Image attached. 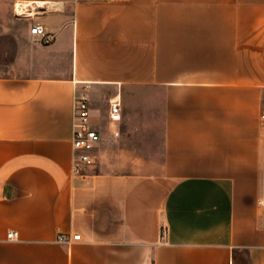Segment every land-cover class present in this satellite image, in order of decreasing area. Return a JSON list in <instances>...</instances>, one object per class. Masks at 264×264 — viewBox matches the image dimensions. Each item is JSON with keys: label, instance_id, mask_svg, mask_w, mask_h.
<instances>
[{"label": "crops", "instance_id": "crops-1", "mask_svg": "<svg viewBox=\"0 0 264 264\" xmlns=\"http://www.w3.org/2000/svg\"><path fill=\"white\" fill-rule=\"evenodd\" d=\"M19 1L33 14L0 75V264H264V0ZM81 94L101 133L85 177Z\"/></svg>", "mask_w": 264, "mask_h": 264}, {"label": "built area", "instance_id": "built-area-1", "mask_svg": "<svg viewBox=\"0 0 264 264\" xmlns=\"http://www.w3.org/2000/svg\"><path fill=\"white\" fill-rule=\"evenodd\" d=\"M32 34L39 35L44 44H50L54 36L47 32L46 27L42 24H34L30 29ZM109 120L112 122L121 121V101L114 98L110 101ZM261 124L264 128V111L261 113ZM118 136L119 132H115ZM101 140V133L91 125V105L86 94H81L75 102V120L73 124V147L75 155L73 159L72 174L85 177L88 170L97 163V146ZM264 206V200H262ZM16 231L8 233L9 239L17 237ZM162 235H167V230L163 228ZM65 234H59V241H66Z\"/></svg>", "mask_w": 264, "mask_h": 264}, {"label": "rangeland", "instance_id": "rangeland-1", "mask_svg": "<svg viewBox=\"0 0 264 264\" xmlns=\"http://www.w3.org/2000/svg\"><path fill=\"white\" fill-rule=\"evenodd\" d=\"M19 0H0V75H5L11 71L10 65L7 61L12 59V51H10V57H6L7 48L12 49L14 44L15 34L9 33L10 29L17 30L21 27V21L18 19V14L16 13L15 2ZM106 112L101 111L98 114V125L105 128L107 126ZM150 156H160V154L149 153Z\"/></svg>", "mask_w": 264, "mask_h": 264}, {"label": "bare ground", "instance_id": "bare-ground-1", "mask_svg": "<svg viewBox=\"0 0 264 264\" xmlns=\"http://www.w3.org/2000/svg\"><path fill=\"white\" fill-rule=\"evenodd\" d=\"M30 3L26 1H18L15 4L16 8V13L20 16L25 15V14H30L32 13V9H30ZM33 14V13H32Z\"/></svg>", "mask_w": 264, "mask_h": 264}]
</instances>
